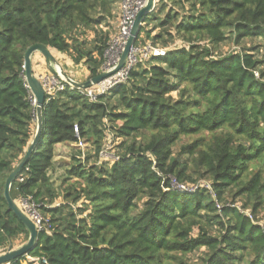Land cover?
Returning a JSON list of instances; mask_svg holds the SVG:
<instances>
[{
    "label": "trees",
    "instance_id": "obj_1",
    "mask_svg": "<svg viewBox=\"0 0 264 264\" xmlns=\"http://www.w3.org/2000/svg\"><path fill=\"white\" fill-rule=\"evenodd\" d=\"M170 1L187 12L170 4L160 18L156 13ZM117 5L0 0V254L14 238H29L4 195L36 131L25 53L44 44L85 64L89 79L98 75L109 34L95 30L89 40L73 34L101 26ZM153 20L160 30L151 36L146 29ZM262 37L264 0H156L136 44L166 48L164 56L139 62L125 83L97 101L81 89L46 95L39 141L11 186L17 204L32 197L52 223L28 256L47 264H264V229L245 212L264 204V60L255 56L257 46L214 56L225 41L239 46ZM177 40L184 44L170 46ZM81 140L92 151L78 148L66 170L78 184L65 189V206H55L54 146ZM107 140L116 145L108 165L101 161ZM173 180H208L213 194L205 187L176 189ZM201 248L199 260H187Z\"/></svg>",
    "mask_w": 264,
    "mask_h": 264
},
{
    "label": "rangeland",
    "instance_id": "obj_2",
    "mask_svg": "<svg viewBox=\"0 0 264 264\" xmlns=\"http://www.w3.org/2000/svg\"><path fill=\"white\" fill-rule=\"evenodd\" d=\"M171 3H168L169 5L166 6L165 10L163 13L158 14L156 13L160 18H163L165 13L167 12V10L169 9L170 4H172L174 6V8L178 9V10H182V13L187 12V9H182L181 5L179 3H173V1H170ZM167 4V3H166ZM188 4H187V8H188ZM119 12V11H118ZM155 24H157V21L153 20L147 27L146 30L148 31H152L153 33H151V36H153V34H156L159 32L160 29H156L155 28ZM118 25H119V15L117 14V8L114 9V16L113 18L108 19L106 22H104L101 26L99 27H94V28H82L80 31H76V34L73 35H77L80 39H92L94 36V31L97 30L100 33H108L110 36V39L113 38V36L115 35L117 29H118ZM143 36H147L143 35ZM142 36V37H143ZM144 37V38H145ZM174 43V42H173ZM171 43L170 46L172 47H179L181 45H183L184 43L180 40H177L174 44ZM253 46H257L258 49H256L254 51L255 56L260 59V60H264V38H257V39H252V38H245L242 43L239 46H236L231 40L225 41L223 43H221L214 51V56L215 57H220V55L225 56L228 55L231 52H235V51H242V50H247L252 48ZM54 53V57L55 59L58 61V63L61 65L62 70L70 77H72L73 79H80V80H85V79H89V73L87 70V67L85 64H74L71 63L69 61V59L66 56L60 55L58 54L56 51H53ZM52 53V54H53ZM34 55H36V61H35V65L39 66L36 67V71L37 73H48V74H55L52 70V68L48 65V63L46 62L45 57L40 54V53H35ZM39 61V62H38ZM261 68H264V63L261 66ZM36 127H37V123H36ZM105 147H104V153L102 155V160L101 161H105L107 163V165L109 164V160L111 158H115L116 155V145H115V141L111 140H107L105 143ZM178 146H175V150H178ZM78 148H80L83 152H90L92 151V146L91 143L86 142L85 140H81L79 142V144H73V143H58L54 146V167L51 169L50 171V175L52 177V181L55 185V187L58 189V192L60 193V196L58 197V199L54 202L55 206H63L64 204H66V200L64 199V193H65V189L70 187L71 184H78L76 182L77 179L76 178H67L66 175V170L69 169L71 167V165L73 164V156L77 154V150H79ZM95 157L91 158V163H93L95 161ZM209 183L208 180H201L200 183ZM198 183L195 184H189L186 186H197ZM229 200H231V196L229 197ZM237 201H239L238 206H243L244 201L241 200L240 198L237 199ZM65 206V205H64ZM79 207V205H78ZM69 208H65L64 211L65 213L68 211ZM246 213H252L253 218H255L259 223H261V225L264 226V204L263 206L258 210L257 213H253L251 211V207H249L248 209H245ZM194 235H197V230L195 231ZM26 235H21L19 237H16L13 239L12 243L10 244L12 246V248H18L21 245H23L27 239H26ZM10 245H8L5 250L2 252H6L8 250V248L10 247ZM205 249L201 248V249H196L193 252L189 253L187 255V260L190 261H196L199 260V258L201 256H203V254ZM1 253V254H2ZM25 260H27V258L23 259V262H25Z\"/></svg>",
    "mask_w": 264,
    "mask_h": 264
},
{
    "label": "built area",
    "instance_id": "obj_3",
    "mask_svg": "<svg viewBox=\"0 0 264 264\" xmlns=\"http://www.w3.org/2000/svg\"><path fill=\"white\" fill-rule=\"evenodd\" d=\"M117 14L119 15V25L118 29L110 40L105 52H104V62L101 66L100 72H106L114 69L125 49L128 42L133 23L138 15V13L144 8L147 0H118ZM156 4V0H155ZM119 11V12H118ZM166 54V48L154 46L151 42L145 44H136L131 49L125 65L113 75L107 77L100 83L93 85L90 88L84 89L85 94L92 100L97 101L98 97L101 95H106L111 92L117 85L125 83L131 74V71L136 67V65L141 61H147L152 56H164ZM259 76L258 72H255ZM36 76L41 81L45 94L47 97H55L58 92L65 91L67 89H75L70 83L66 81L64 77L57 74L48 73H35ZM30 100L36 107V101L34 96L30 95ZM78 132V129L76 128ZM104 150L102 151V155ZM20 180H23L21 178ZM172 186L176 189L194 192L200 187L208 188L213 194V190L209 183H200L197 186H186L179 184L177 181H172ZM18 206L21 210L34 222L37 227L38 232H50L52 230V223L48 216H45L39 205L33 200L32 197L21 198L19 200ZM247 215L253 219L252 213H247ZM263 229L264 226L262 225ZM25 264H47L48 261L45 258L26 256Z\"/></svg>",
    "mask_w": 264,
    "mask_h": 264
},
{
    "label": "water",
    "instance_id": "obj_4",
    "mask_svg": "<svg viewBox=\"0 0 264 264\" xmlns=\"http://www.w3.org/2000/svg\"><path fill=\"white\" fill-rule=\"evenodd\" d=\"M154 8H155V0H147V3L144 6V8H142V10L138 13L133 23L128 42L125 46V49L121 55V58L117 66L110 71L100 72L98 75L90 79H87L85 81H77L72 77L68 76L62 70L61 65L58 63V61L55 59L54 55L46 45L40 43L34 44L31 47H29L28 50L26 51L25 62H24V77L27 82V86L29 90L31 94L34 96L36 101L35 112H36L37 127L35 131V136L32 142L30 143L26 153L24 154L20 162L16 165V167L12 170V172L9 174L6 180L4 195L8 202L9 208L23 222V224L26 226L27 230L29 231V238L23 245H21L18 248H12V246L10 245V247L6 252L0 254V264H10L11 261L13 260L27 256L29 252L35 247L39 233L34 222L21 210V208L18 206V204L12 198L11 195L12 183L15 181L18 174L21 172L24 165L31 156L34 148L36 147L43 127L42 110H43V105L45 103L46 94L41 81L34 72L33 61H32L33 55L35 53L42 54L45 57L48 65L52 68L53 72L57 75H61L62 77H64L66 81L70 83L75 89L84 90L90 88L93 85L100 83L107 77L113 75L125 65L126 59L137 41L145 16L151 13L154 10Z\"/></svg>",
    "mask_w": 264,
    "mask_h": 264
},
{
    "label": "crops",
    "instance_id": "obj_5",
    "mask_svg": "<svg viewBox=\"0 0 264 264\" xmlns=\"http://www.w3.org/2000/svg\"><path fill=\"white\" fill-rule=\"evenodd\" d=\"M119 3V2H118ZM116 8H118V7H116ZM33 62L35 63V61H36V55H33ZM39 62V61H38ZM33 63V68H34V72L35 73H37V71H36V67H39V66H36L35 64ZM42 73V72H41ZM89 78V77H88ZM77 81H85V80H87V79H85V80H80V79H76Z\"/></svg>",
    "mask_w": 264,
    "mask_h": 264
}]
</instances>
